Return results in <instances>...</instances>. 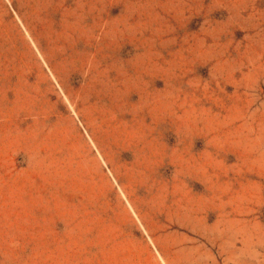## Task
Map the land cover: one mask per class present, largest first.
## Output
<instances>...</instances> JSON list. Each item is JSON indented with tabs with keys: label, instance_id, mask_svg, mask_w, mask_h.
Instances as JSON below:
<instances>
[{
	"label": "rangeland",
	"instance_id": "obj_1",
	"mask_svg": "<svg viewBox=\"0 0 264 264\" xmlns=\"http://www.w3.org/2000/svg\"><path fill=\"white\" fill-rule=\"evenodd\" d=\"M0 264H264V0H0Z\"/></svg>",
	"mask_w": 264,
	"mask_h": 264
}]
</instances>
